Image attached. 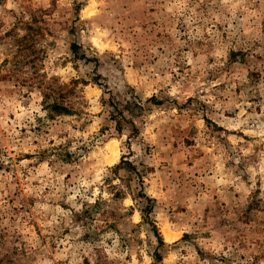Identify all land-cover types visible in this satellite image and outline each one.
Wrapping results in <instances>:
<instances>
[{
	"label": "clouds",
	"instance_id": "9594fccd",
	"mask_svg": "<svg viewBox=\"0 0 264 264\" xmlns=\"http://www.w3.org/2000/svg\"><path fill=\"white\" fill-rule=\"evenodd\" d=\"M0 264H264V0H0Z\"/></svg>",
	"mask_w": 264,
	"mask_h": 264
}]
</instances>
